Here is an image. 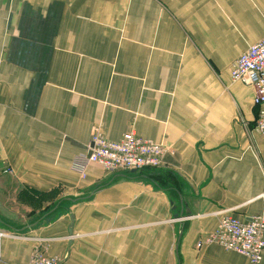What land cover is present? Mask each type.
Returning a JSON list of instances; mask_svg holds the SVG:
<instances>
[{
    "label": "crops",
    "instance_id": "0c3cea01",
    "mask_svg": "<svg viewBox=\"0 0 264 264\" xmlns=\"http://www.w3.org/2000/svg\"><path fill=\"white\" fill-rule=\"evenodd\" d=\"M263 37L264 0H0V264H264L202 242L264 215L254 88L230 77ZM94 127L162 166L82 177Z\"/></svg>",
    "mask_w": 264,
    "mask_h": 264
},
{
    "label": "built area",
    "instance_id": "2783aa9c",
    "mask_svg": "<svg viewBox=\"0 0 264 264\" xmlns=\"http://www.w3.org/2000/svg\"><path fill=\"white\" fill-rule=\"evenodd\" d=\"M230 77L233 81L253 86V104L258 108L254 128L264 132V37L237 57L230 69ZM164 152L163 144L145 139L134 130L123 133L119 140L114 141L107 139L99 127H94L85 155L73 159L72 169L82 177L86 176L90 165H97L105 171H139L161 166ZM263 232L264 215L240 220L233 215L223 214L202 242L216 243L225 250L235 251L258 263L264 251ZM12 234L0 230V238L12 237ZM25 264L59 263L55 257H48L40 249L34 248Z\"/></svg>",
    "mask_w": 264,
    "mask_h": 264
},
{
    "label": "rangeland",
    "instance_id": "374dc122",
    "mask_svg": "<svg viewBox=\"0 0 264 264\" xmlns=\"http://www.w3.org/2000/svg\"><path fill=\"white\" fill-rule=\"evenodd\" d=\"M257 108V107H256ZM257 112H258V108H257ZM257 115V114H256ZM256 119V118H255ZM161 166H162V164H161ZM160 167V166H159ZM154 168H158V167H148V168H145V169H154ZM13 236H18L17 234H15V233H13L12 234ZM12 236V237H13ZM39 249V248H38ZM44 254V253H43Z\"/></svg>",
    "mask_w": 264,
    "mask_h": 264
},
{
    "label": "water",
    "instance_id": "95a60500",
    "mask_svg": "<svg viewBox=\"0 0 264 264\" xmlns=\"http://www.w3.org/2000/svg\"><path fill=\"white\" fill-rule=\"evenodd\" d=\"M131 172H135V170L133 169V170H131ZM69 232L71 233V229L69 230Z\"/></svg>",
    "mask_w": 264,
    "mask_h": 264
}]
</instances>
